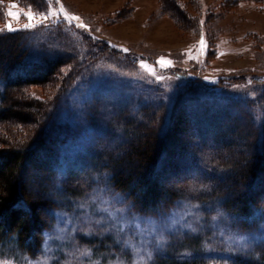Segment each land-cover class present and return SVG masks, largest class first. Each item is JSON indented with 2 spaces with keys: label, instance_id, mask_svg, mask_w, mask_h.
Instances as JSON below:
<instances>
[{
  "label": "trees",
  "instance_id": "1",
  "mask_svg": "<svg viewBox=\"0 0 264 264\" xmlns=\"http://www.w3.org/2000/svg\"><path fill=\"white\" fill-rule=\"evenodd\" d=\"M15 1L36 13L49 6V0ZM175 5L170 1L165 6L181 21H191ZM5 7L0 4V22L6 18ZM19 29L0 31V129L9 138L8 149L0 150V258L8 253L15 262L40 255L48 228L45 212L57 205L54 199L30 193L26 167L41 170V179L51 181L54 171L49 163L60 161L65 150L87 130L97 129L100 121L99 104L84 82L95 61L86 39L74 40L76 32L62 20ZM34 40L40 42L37 47L30 43ZM53 42L57 48L50 47ZM113 53L106 46L103 55L109 60ZM33 86L42 88L41 97L29 94ZM74 89L82 93L77 100L70 95ZM255 98L212 96L198 85L177 87L169 102L127 106L110 119L111 127L118 128L126 141L119 154L137 163L125 164L113 157L115 150L102 149L93 150L89 160L75 158L74 166L86 167V173L104 180L108 190L122 196L127 209L144 215L164 213L173 208L179 193L161 179L192 155L194 149L188 154L185 137L193 126L197 144L212 140L223 146L216 166L236 174L228 179L231 188L220 183L210 198L238 215V229L251 231L264 223V91ZM235 138L242 140L245 153L232 148ZM132 142H136L133 147ZM212 233L210 227L182 232L149 264H264V240L242 248L218 242ZM75 239L79 248L87 250L85 256L67 260L64 246L49 264L105 262L118 252L119 245L109 233H79Z\"/></svg>",
  "mask_w": 264,
  "mask_h": 264
},
{
  "label": "rangeland",
  "instance_id": "2",
  "mask_svg": "<svg viewBox=\"0 0 264 264\" xmlns=\"http://www.w3.org/2000/svg\"><path fill=\"white\" fill-rule=\"evenodd\" d=\"M170 1L179 10L186 11L185 15L191 20L187 21L189 24L165 6ZM3 3L5 12L15 3L17 7L13 11L34 13V22L38 21L36 27L62 20L76 32L74 40L86 39L95 61L84 82L87 88L90 87L88 94L99 104L100 121L97 129L81 134L65 150L60 161L49 163L54 171L51 181L41 179V170L30 165L26 167L24 176L30 193L54 199L57 205L45 212L48 228L44 232L40 255L32 259L21 257L15 262L7 253L0 258V264H49L55 253L59 249L63 252L65 248L67 260L85 256L87 250L79 248L75 239L79 233H109L119 245L111 260L102 262L96 259L85 264H149L154 256L163 253L170 240L182 232L203 227L213 230L216 241L242 248L264 240V223L251 231L240 230L236 227L238 215L220 208L216 199L210 198L220 183L224 188H231L228 179L236 174L232 171L228 174L227 170L216 166L223 146L212 140L197 144L193 126L189 127L188 137H185L190 144L188 154L194 149L192 155L190 153L188 159L174 170L164 173L166 178L161 179L163 185H171L179 193L176 204L164 213L128 212L127 206L116 199L122 196L108 190L104 180L86 173V167L79 170L74 166L75 158L89 160L93 150L102 149L115 150L113 157L121 158L125 164L137 163V160H127L126 156L119 154L125 149L126 141L121 140L118 128L111 127L110 119L127 106L164 99L169 102L177 87L198 85L203 93L212 96L256 99L255 96L264 91V2L49 0L48 9L43 13L33 12L29 7L22 8L15 0H4ZM61 7L81 20L69 24L64 13L59 12ZM53 11L59 14L50 16ZM45 16L47 20H44ZM5 17L0 28L12 19ZM81 21L88 25V30L77 27ZM28 22V18L21 15L18 20H13V27L23 28ZM201 35L205 41L202 49L199 44ZM30 43L37 47L40 42L34 40ZM106 46L114 52L109 60L103 55ZM50 47L57 48V44L53 42ZM123 48L129 51L124 52ZM162 56L172 62L170 66L160 67L157 61ZM141 60L162 79H156L147 68L141 67ZM27 91L33 97L43 95L38 86ZM70 95L77 100L82 93L74 89ZM108 126L107 132H103ZM1 131L0 150H5L9 147V138ZM228 135L234 136L231 132ZM241 141L235 138L232 148H240L245 153L247 150ZM132 144L133 147L136 142ZM126 167L123 165V169ZM204 215L206 221L202 222ZM85 216L92 221L87 226L83 220ZM125 240L129 241L127 246Z\"/></svg>",
  "mask_w": 264,
  "mask_h": 264
},
{
  "label": "snow or ice",
  "instance_id": "3",
  "mask_svg": "<svg viewBox=\"0 0 264 264\" xmlns=\"http://www.w3.org/2000/svg\"><path fill=\"white\" fill-rule=\"evenodd\" d=\"M4 0H0V4H3ZM17 5H15V3H12L9 7V9L4 13L5 16L7 17H11L12 19L8 20V22L3 26V28H0V31H4V30H7V31H18L20 29H17L15 27H13V20H18L19 17L21 15H24L28 18V23L24 24L23 25V28L24 29H31V28H34L36 27V24L38 23L37 22H34V16L35 14L34 13H31L29 11H13L12 9L13 8H16ZM59 12H63L64 13V16H65V19L67 20V22L69 24H71L73 21H80L81 18L79 16H75L73 14H70V13H67L65 9H63V7L60 8ZM59 12H50L49 15L50 16H56L59 14ZM48 17L45 16L44 17V20H47ZM204 21L201 20L200 21V24L203 25ZM77 27L81 28V29H85V30H88V25L84 24L82 21L77 25ZM199 44H200V47L201 49L205 46V41H204V38H203V35H201V40L199 41ZM113 47H116L115 45H113ZM122 51L124 52H128L129 49L127 48H123ZM194 58V57H193ZM157 63L160 65V67H167V66H170L171 65V61H168L166 60L163 56L159 58V60L157 61ZM140 64H141V67L143 68H147L149 70V72L151 73V75H153L156 79H162V77L158 76L156 73H155V70L153 68H151L146 62H144L143 60L140 61ZM205 79H208L207 77H205ZM117 201L120 202V203H123V199L119 196L116 197ZM128 212L131 211V208H128L127 209ZM86 226L88 223H91V219L90 217H87L85 216L83 218ZM96 224H100L101 221H95ZM125 244L126 246L129 244V241L125 240Z\"/></svg>",
  "mask_w": 264,
  "mask_h": 264
},
{
  "label": "bare ground",
  "instance_id": "4",
  "mask_svg": "<svg viewBox=\"0 0 264 264\" xmlns=\"http://www.w3.org/2000/svg\"><path fill=\"white\" fill-rule=\"evenodd\" d=\"M129 25V24H128ZM128 27V26H127ZM123 30V29H122Z\"/></svg>",
  "mask_w": 264,
  "mask_h": 264
}]
</instances>
